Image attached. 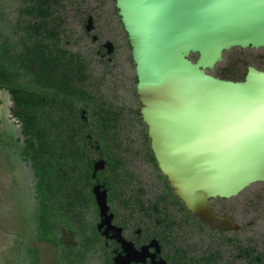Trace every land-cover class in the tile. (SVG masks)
I'll return each instance as SVG.
<instances>
[{
    "label": "flooded vegetation",
    "instance_id": "flooded-vegetation-1",
    "mask_svg": "<svg viewBox=\"0 0 264 264\" xmlns=\"http://www.w3.org/2000/svg\"><path fill=\"white\" fill-rule=\"evenodd\" d=\"M0 48L12 54L0 87V196L12 229L32 225L17 194L49 198L37 264H264V206L238 202L256 184L212 199L228 220L213 226L160 170L116 0H0ZM238 64V76L235 66L209 73L244 81L253 66Z\"/></svg>",
    "mask_w": 264,
    "mask_h": 264
},
{
    "label": "water",
    "instance_id": "water-1",
    "mask_svg": "<svg viewBox=\"0 0 264 264\" xmlns=\"http://www.w3.org/2000/svg\"><path fill=\"white\" fill-rule=\"evenodd\" d=\"M137 66L141 114L175 195L213 226L210 201L264 183V70L209 72L264 48V0H116Z\"/></svg>",
    "mask_w": 264,
    "mask_h": 264
},
{
    "label": "trees",
    "instance_id": "trees-1",
    "mask_svg": "<svg viewBox=\"0 0 264 264\" xmlns=\"http://www.w3.org/2000/svg\"><path fill=\"white\" fill-rule=\"evenodd\" d=\"M4 47L7 51V42L4 44ZM5 50H1L0 48V87L2 89H7V82L11 78L10 66L12 54ZM4 143L6 142L4 141ZM16 185L18 184L15 182V186ZM5 191L6 189H3V193ZM6 196L7 193L5 192L3 200L8 199ZM16 196L17 203L15 207H21L20 213H22L23 217L30 218L32 225L28 227L22 225L16 229H12L9 227L8 210L3 211L0 216V264H37L31 252L33 248L32 242L34 239H45L47 236L48 230L45 229L44 225L48 221L44 218L43 221L40 220V223L38 218H42L45 215L44 212H40L39 207L47 206L49 198L44 197V200L41 197L35 198L33 195L21 196L17 194Z\"/></svg>",
    "mask_w": 264,
    "mask_h": 264
},
{
    "label": "rangeland",
    "instance_id": "rangeland-1",
    "mask_svg": "<svg viewBox=\"0 0 264 264\" xmlns=\"http://www.w3.org/2000/svg\"><path fill=\"white\" fill-rule=\"evenodd\" d=\"M241 60H249L250 66L259 68L264 70V48L259 50H246L242 52L240 49L233 50L225 55V60L223 64L219 65L217 68L220 70H228L230 68H234L235 66V76L241 75L242 67L238 63ZM1 98L3 96L0 95ZM23 177V175L21 176ZM20 184H24V180H20ZM250 196L251 205L255 206H264V183L256 184L248 189L244 195L241 196L238 202L242 201L243 198ZM256 197V199H255ZM258 198V199H257ZM9 209V204L7 200H3L0 196V216L2 215L3 211ZM2 220V219H1Z\"/></svg>",
    "mask_w": 264,
    "mask_h": 264
}]
</instances>
